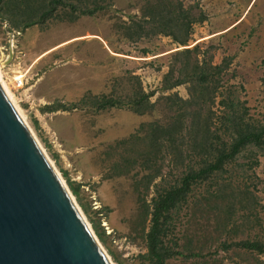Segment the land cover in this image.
<instances>
[{"label":"rangeland","instance_id":"374dc122","mask_svg":"<svg viewBox=\"0 0 264 264\" xmlns=\"http://www.w3.org/2000/svg\"><path fill=\"white\" fill-rule=\"evenodd\" d=\"M145 1L61 0L50 17L22 31L0 19V77L7 69L23 74L22 89L15 90L11 80L6 82V89L64 183L63 173L81 185L83 203L108 236V248L100 244L112 264L116 262L109 250L120 264H148L139 257L145 252V246L141 238V209L133 184L149 170L144 165H135L130 175L111 177L112 172L108 170L110 155L106 158L105 153L117 141L134 134L140 124L155 119L167 122L171 113L163 96L190 98V80L170 90L162 89L177 79L178 68L183 65L189 79L191 66L187 62L193 60L192 56L174 60L173 51L195 45L201 64L222 67L220 74L212 73L213 76L208 78L207 85L218 88L214 93L209 90L205 96L209 112L220 115L219 102L222 98L227 99L230 91L232 95L228 100L233 98L239 102L250 118L264 120V0H167L171 4L177 1L182 11L192 18L187 46H179L174 40L184 37L182 31L173 30V38L165 33L164 26L143 16ZM69 5L75 6V10ZM97 6L101 9L95 10ZM82 10L91 13L84 14ZM201 16L204 19L200 20ZM236 20L238 22L230 26L229 23ZM131 23L134 25L127 29ZM137 25L142 29L139 30ZM70 38L40 57L49 47ZM9 45L13 47L12 60L2 66ZM173 65L177 71L165 80ZM138 82L146 94L153 92L150 101H156V106L152 113L137 115L129 109L113 107L96 113L91 108L43 110L56 103H76L86 94L124 97ZM253 155L245 152L237 159L238 165L233 166V172L221 177L230 181L234 188L236 196L231 200L232 204L238 202L231 226L243 224L239 229L245 230L248 223L244 224L240 216L249 215L248 220L254 226L249 238L264 235V152ZM168 159L165 157L159 163L162 179L169 182L177 177L180 169L172 168ZM255 159L257 165L253 163ZM135 172V178L131 177ZM160 179L154 182L160 183ZM202 189L200 187V191ZM138 190L141 195L143 186ZM152 194L153 189L147 192L145 199ZM242 194L245 199L239 201L238 195ZM197 218L200 220L195 222L181 218L175 237L182 236L183 228L188 230V237L189 230L194 227L214 231L211 226L215 220L206 227L205 220ZM233 236L237 239L246 235ZM218 244L206 247L203 258L185 260L178 257L166 264L264 262V254L224 252ZM196 248L195 240L190 244V250L197 252Z\"/></svg>","mask_w":264,"mask_h":264},{"label":"trees","instance_id":"16d2710c","mask_svg":"<svg viewBox=\"0 0 264 264\" xmlns=\"http://www.w3.org/2000/svg\"><path fill=\"white\" fill-rule=\"evenodd\" d=\"M60 2L61 0H0V19L8 22L11 28L22 31L50 17ZM171 3L167 0H146L142 14L144 17L147 15L149 21H157L164 26L165 33L173 38V30L182 31L184 37L174 40L179 46H187L192 18L182 11L177 1ZM69 6L75 10V6ZM94 9L101 8L97 6ZM81 13L91 12L82 10ZM202 19L204 18L201 16L200 20ZM133 25L134 23H131L126 28L130 29ZM136 27L142 29L139 25ZM139 36H142L141 32ZM194 46L173 51L171 55L174 60L181 56H192L193 60L187 62V65L191 66L189 79L186 78V66L183 65L178 68L177 79L162 88L170 90L190 80V98L183 100L176 95L163 96L171 113L167 122L155 119L142 123L134 134L117 141L105 153L106 158L110 155L108 170L112 172L109 175L111 177L130 175L135 165H144L149 170L138 180L135 179L133 184L137 193L138 208L141 209V238L145 246V252L139 257L148 264H166L178 257L185 260L203 258L202 252L205 248L217 243L224 252L235 250L251 255L264 254V235L249 238L250 231L254 228L248 220L249 215L240 216L244 224L248 223L245 230L239 229L243 224L231 226V217L238 202L232 204L231 200L236 196L234 188L230 181L221 178L233 172V166L238 165L237 159L243 157L245 152H251L252 155L264 152V120L250 118L239 102L233 98L228 100L232 95L230 91L227 99L222 98L219 102L222 108L220 115L209 112L206 106L208 98L205 96L209 90L214 93L218 88L216 85H207L208 78L212 73L220 74L222 67H205L198 61V48ZM175 71V66H170L165 80ZM152 94L153 92L146 94L138 82L136 87L131 86L130 93L124 97L86 94L76 103H56L43 110L54 112L91 108L96 113L113 107L126 108L137 115H144L155 110L156 101H150ZM165 157L169 158L172 168L180 169L177 177L169 182L162 179L159 163ZM253 163L257 165L256 159ZM136 173L131 177L135 178ZM63 176L71 194L88 217L95 236L108 248V236L105 235L99 220L91 216L88 207L83 203L80 195L81 185L72 182L65 173ZM157 178H161L160 183L154 182ZM141 186L144 192L140 195L138 189ZM200 187H203L202 191ZM151 189L153 194L146 200L145 196ZM237 199H245V194L238 195ZM183 217L192 219V222L200 220L197 217L203 218L206 227L215 220V224L211 226L214 231H201L194 227L189 230L188 237V230L183 228L184 234L180 232L182 236L176 238L177 223ZM230 233H233L232 236H229ZM238 233H244L245 238H234L233 235ZM183 240L186 243H183ZM195 240L197 252L190 250V244ZM108 252L116 264H120L116 256L110 250Z\"/></svg>","mask_w":264,"mask_h":264},{"label":"water","instance_id":"95a60500","mask_svg":"<svg viewBox=\"0 0 264 264\" xmlns=\"http://www.w3.org/2000/svg\"><path fill=\"white\" fill-rule=\"evenodd\" d=\"M0 264H112L1 84Z\"/></svg>","mask_w":264,"mask_h":264},{"label":"built area","instance_id":"2783aa9c","mask_svg":"<svg viewBox=\"0 0 264 264\" xmlns=\"http://www.w3.org/2000/svg\"><path fill=\"white\" fill-rule=\"evenodd\" d=\"M6 71L7 72L4 71L2 78L0 77V83L7 88L6 82L11 80V85L15 90L22 89L25 80L23 74H21L20 71H10V69Z\"/></svg>","mask_w":264,"mask_h":264},{"label":"bare ground","instance_id":"6f19581e","mask_svg":"<svg viewBox=\"0 0 264 264\" xmlns=\"http://www.w3.org/2000/svg\"><path fill=\"white\" fill-rule=\"evenodd\" d=\"M1 84V83H0ZM2 88L4 89L8 99L10 100V103L12 104V106L14 107V109L16 110V112L18 113V115L20 116V118L24 121V123H26L25 121V117L24 114L21 112V110L18 108V106L16 105L12 95L9 93V91L1 84ZM27 125V123H26ZM28 126V125H27Z\"/></svg>","mask_w":264,"mask_h":264},{"label":"crops","instance_id":"0c3cea01","mask_svg":"<svg viewBox=\"0 0 264 264\" xmlns=\"http://www.w3.org/2000/svg\"><path fill=\"white\" fill-rule=\"evenodd\" d=\"M238 21L236 20V21H232V22H230L229 24H230V26H232V25H234V24H236ZM229 26V27H230ZM228 28V27H227ZM72 38H70V39H67V40H64V41H61V42H59V43H57V44H55V45H53V46H51V47H49V49H47L46 51H44L43 53H41L40 54V57L43 55V54H45L47 51H51V50H53L54 48H56V47H59L62 43H64V42H66V41H70ZM74 39V38H73Z\"/></svg>","mask_w":264,"mask_h":264}]
</instances>
